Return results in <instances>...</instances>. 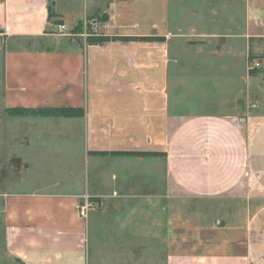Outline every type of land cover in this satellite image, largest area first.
I'll list each match as a JSON object with an SVG mask.
<instances>
[{
	"label": "crops",
	"instance_id": "obj_1",
	"mask_svg": "<svg viewBox=\"0 0 264 264\" xmlns=\"http://www.w3.org/2000/svg\"><path fill=\"white\" fill-rule=\"evenodd\" d=\"M0 264H264V0H0Z\"/></svg>",
	"mask_w": 264,
	"mask_h": 264
},
{
	"label": "built area",
	"instance_id": "obj_2",
	"mask_svg": "<svg viewBox=\"0 0 264 264\" xmlns=\"http://www.w3.org/2000/svg\"><path fill=\"white\" fill-rule=\"evenodd\" d=\"M99 24L95 19H84L81 23V31L77 35L83 41H87L89 37L96 36ZM55 33L58 35H68L72 36L73 33L68 31L65 25L58 24L55 26ZM98 36V35H97ZM261 68V64L257 60H249L247 69L249 72L258 70ZM97 205L92 202L88 197H84L81 201V204L78 207L79 217L85 218L89 211L95 208Z\"/></svg>",
	"mask_w": 264,
	"mask_h": 264
},
{
	"label": "trees",
	"instance_id": "obj_3",
	"mask_svg": "<svg viewBox=\"0 0 264 264\" xmlns=\"http://www.w3.org/2000/svg\"><path fill=\"white\" fill-rule=\"evenodd\" d=\"M53 16L52 12H49V18ZM55 24H60L58 21L55 22ZM78 33L81 31V23L79 26H77ZM117 40V38L114 37H106V36H92L87 39L88 44L92 45H101L110 41ZM16 111H10L11 114H20L24 116H43V117H75L79 116L81 114V111L79 109H73V108H41L36 110H20L15 109ZM122 154H134V153H122Z\"/></svg>",
	"mask_w": 264,
	"mask_h": 264
},
{
	"label": "rangeland",
	"instance_id": "obj_4",
	"mask_svg": "<svg viewBox=\"0 0 264 264\" xmlns=\"http://www.w3.org/2000/svg\"><path fill=\"white\" fill-rule=\"evenodd\" d=\"M73 34H74V33H73ZM93 53H94L95 55H99L101 52L98 51V50H94Z\"/></svg>",
	"mask_w": 264,
	"mask_h": 264
}]
</instances>
